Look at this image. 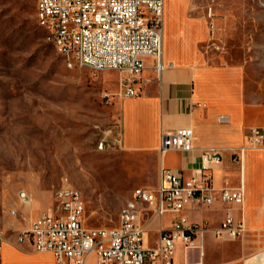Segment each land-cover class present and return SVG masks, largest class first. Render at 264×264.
Masks as SVG:
<instances>
[{"label": "rangeland", "instance_id": "obj_1", "mask_svg": "<svg viewBox=\"0 0 264 264\" xmlns=\"http://www.w3.org/2000/svg\"><path fill=\"white\" fill-rule=\"evenodd\" d=\"M37 1L0 0V227L23 220L32 204L55 208L65 178L84 195L87 226H114L133 192L154 185V160L113 145L121 72L69 67L37 22ZM164 7V34L174 13L182 27L205 30L210 63L242 69L251 121L244 134L264 131V0H164Z\"/></svg>", "mask_w": 264, "mask_h": 264}, {"label": "built area", "instance_id": "obj_2", "mask_svg": "<svg viewBox=\"0 0 264 264\" xmlns=\"http://www.w3.org/2000/svg\"><path fill=\"white\" fill-rule=\"evenodd\" d=\"M164 0H38L36 19L42 25H53L56 38H49L60 51L81 57V67L92 70L116 69L119 95L122 98L140 94L138 82L145 68V58L152 57L154 68L161 73L164 38ZM113 145L122 148L121 128ZM194 132L179 128L162 135L160 151H191ZM105 140L99 143L100 148ZM264 147V131L252 128L247 143L234 150L235 160L243 163L247 148ZM216 146L206 147L200 155V167L185 180L180 170L162 166L156 188H140L121 207L114 226L93 227L84 222L85 198L67 178L54 191L55 208L38 214L28 228L17 234L19 242L29 241L38 252H51L56 264H173L178 240L189 248L210 227L205 222H174L160 227V240L152 248L144 246L150 223L167 212H180L187 202L212 205L215 202L245 204L243 181L237 187H217L212 170L222 162ZM24 200L25 192L20 193ZM246 229L243 217L237 221L227 209L220 225L214 229L221 238H235ZM6 233L0 230V251Z\"/></svg>", "mask_w": 264, "mask_h": 264}, {"label": "crops", "instance_id": "obj_3", "mask_svg": "<svg viewBox=\"0 0 264 264\" xmlns=\"http://www.w3.org/2000/svg\"><path fill=\"white\" fill-rule=\"evenodd\" d=\"M176 18L174 13L169 16L167 35L163 38L164 70L158 73L153 58H145L146 66L138 82L140 94L120 100L121 149L152 157L156 167L154 185L141 188H156L162 166L180 170L184 179L189 180L200 167L202 150L216 146L223 157L212 170L213 182L217 187H237L243 181L245 204L242 211L235 204L189 201L180 212L155 217L145 233L144 246L152 248L158 244L161 226L170 227L181 219L205 222L210 228L196 239L195 246L187 248L182 241L176 242L173 264H264V162L259 158L264 149L247 148L242 164L232 157V151L243 144L244 136L247 143L244 129L251 123L246 115L243 71L236 65L210 63L201 50L207 41L205 30L199 33L192 24L182 27ZM183 127L193 129L194 149L162 153V135ZM248 151L256 155L251 153L248 158ZM39 206L38 209L32 204L23 220L0 227L6 233L0 264L56 263L51 252H38L29 241L17 240L20 230L28 228L33 218L49 209ZM228 208L237 221L243 217L246 229L238 237L224 239L214 229ZM154 233L157 236L151 240Z\"/></svg>", "mask_w": 264, "mask_h": 264}, {"label": "bare ground", "instance_id": "obj_4", "mask_svg": "<svg viewBox=\"0 0 264 264\" xmlns=\"http://www.w3.org/2000/svg\"><path fill=\"white\" fill-rule=\"evenodd\" d=\"M41 27L48 32L49 38H56V31L54 30L53 25H42ZM53 43L56 46V48L58 49L59 53L61 55L65 56L66 63L69 67H73L75 65L81 66V57L79 54H74L73 52H67V51H60V47L58 45H56L55 42H53ZM0 230H4V229L0 228Z\"/></svg>", "mask_w": 264, "mask_h": 264}]
</instances>
